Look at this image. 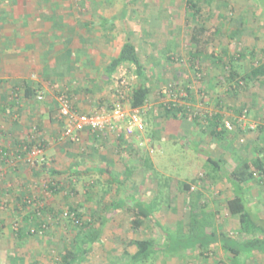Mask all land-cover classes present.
Masks as SVG:
<instances>
[{
  "label": "crops",
  "instance_id": "1",
  "mask_svg": "<svg viewBox=\"0 0 264 264\" xmlns=\"http://www.w3.org/2000/svg\"><path fill=\"white\" fill-rule=\"evenodd\" d=\"M119 4L111 12L107 9V6L111 7L107 0H0V255L9 247L25 254L58 247L67 236L64 226L69 221L63 219L61 213L67 208H74L87 222L97 223L98 226L101 222L105 223L100 239L109 236L105 230H111L110 237L115 242L113 249L116 246L125 249L119 262L126 264L128 259L124 258V253L134 254L137 251L134 245L127 244L141 239L133 236L138 232L132 225L135 205H146L159 193V182H155L152 185L154 194L151 192V196H146L149 187L142 169L150 161L156 168L154 155L156 151L163 152L164 142L183 143L185 138L179 139L180 132H186V138L193 140V148H199L201 153L203 139L197 134L196 127H202L208 121L212 133L210 120L215 117L200 113L201 105L189 103L184 107L182 105L181 113L176 110L170 113L166 111L169 108H164L153 97L154 109L148 108L150 111L147 113L148 105L143 107L147 123L144 134L135 132L127 135L121 123L120 129H108L101 134L83 131L78 140L63 136L65 123L57 95L65 94L74 109L82 113L104 109L111 111L120 100L115 94L118 89L116 74L108 73L109 65L119 57L127 42L136 46L142 60L138 45L128 35L115 33L114 25L125 19L124 5ZM188 21L193 28L194 22L189 18ZM112 27L114 30L111 32ZM190 55L197 64L196 70H199L201 60L211 59L196 54L199 57L194 60L192 53ZM238 56L244 57L241 54ZM163 58L157 57L152 64L162 67ZM213 59L215 64L221 62L227 72L232 67L225 63L226 53L222 54V59L216 55ZM142 64L144 77H134L145 83L152 77L143 60ZM256 64L253 67L256 68ZM133 68L136 71L135 66ZM247 74L252 75L251 80H254L259 75L264 77V69L247 71ZM230 75L223 82L240 91L237 87L240 83H234L235 79L229 80ZM235 77L239 79L237 74ZM120 88L125 98L129 96L131 89ZM38 95H43V99H38ZM163 104L166 106V103ZM6 112H9V118H6ZM235 113L238 111L234 109L231 114L220 115V123L226 120L236 123L239 116ZM164 132L168 135L165 136ZM222 134L217 138H222L225 150L222 148V156L214 159L222 164V175L224 167L234 164L235 168L232 166L226 173L227 180H222V198L207 200L205 209H201L200 199L192 195L188 221L190 223L192 217L203 221L209 216L214 219V228L218 233H225L234 243L242 244L250 236L243 232L239 215L232 216L228 209V201L236 193V186L234 188L235 184L228 175L245 162L257 158L264 161L263 154H259L260 151L264 153V139L257 136L252 142L249 150L257 146L259 149L254 150L256 153L248 161L237 150V147L242 148L236 144L237 137L225 136L227 133L224 131ZM30 142L43 146L44 164L31 166L24 160L28 151L25 148ZM247 147L250 148V145ZM209 155L203 158L208 161ZM119 162H123V168ZM178 181L177 184L182 185ZM191 182L193 180L184 184ZM180 188L184 205L185 196L191 194V188ZM243 188L248 208L258 221L264 220V176L244 183ZM154 215L158 218L159 213L154 211ZM140 219L147 220L142 216ZM189 233L188 224V232L183 234ZM62 247L66 248L64 244ZM129 247H134L133 251L128 250ZM214 249L221 251L232 264H264V252L260 250L244 251L234 256L220 243L211 244L209 250L197 245L184 253L202 254ZM10 264L26 262L17 255Z\"/></svg>",
  "mask_w": 264,
  "mask_h": 264
},
{
  "label": "rangeland",
  "instance_id": "2",
  "mask_svg": "<svg viewBox=\"0 0 264 264\" xmlns=\"http://www.w3.org/2000/svg\"><path fill=\"white\" fill-rule=\"evenodd\" d=\"M107 1L111 6H107V9L111 12L118 7L119 3L124 5L125 19L114 25V27L116 26L115 33L122 32L128 35L130 40L138 45L139 54L152 77L151 80L142 83L134 77L136 74L133 66L126 65L120 68L115 79L116 87H118V89L115 88L118 90L115 93L117 99L120 98L121 81H125L124 86L131 89L127 99H131L132 90L141 84L147 85L151 89L149 96L151 99L149 98L146 103L148 105L146 111L150 107L152 110L154 109L153 97L155 100L158 99L164 108H168L169 101L175 99V102H171V104H176L174 107L176 111L182 109V105L184 107L189 103L201 105L202 112L200 113H205L210 118L225 113L231 114L235 109L236 112L238 111L235 113L239 116L238 121L235 123L232 120H226L224 123H220V131L227 133L225 136L237 137L235 138L236 144L242 147H237V150L242 153V157H246V160L252 159L254 150L259 149L257 146L254 150H249L252 147V142L257 136L264 139V77L259 75L254 80H246L247 83L244 82L240 91L231 89L230 85L223 81L232 70L238 73L240 79L247 71L256 72L257 70L258 72V70L264 69V0H195L199 2L202 9L199 23L220 29L215 55L222 59V54H227L225 63L232 66L228 72L221 62L219 65L216 62V65L213 58L198 61L199 70L195 69L197 64H194L190 55L192 26L188 21V0H129L128 3L126 0ZM112 29L114 30V28H111V32ZM239 54L244 57L240 58ZM161 55L164 57L163 66L152 64L157 57H162ZM253 64H256V68L253 67ZM177 75L178 77H176ZM239 79H235L234 83H237ZM170 86H173V94L176 95V98H170L163 93ZM159 87H162L159 89L160 91L154 90ZM163 103H166L167 107ZM6 115V118L10 117L9 112H6ZM225 122H230L233 125L232 131L226 129ZM196 132L203 139L202 153L199 148H193V140L191 137H189L191 139L186 138V132H180L179 139L185 138L183 143L164 142L163 152L156 151L154 155L153 163L156 168L152 167L150 161L142 169V175H145L146 185L149 187L146 196H151V192L154 194L152 185L159 182V193H157L156 199L147 203L152 210L159 213V216L156 217L158 223H154L153 219L144 221V229L138 230L133 236L155 239L158 249L164 248L169 243L173 247L183 248L177 253L176 251L159 250V254L155 253L148 264H232L217 249L202 254L184 253L188 249L186 245L189 238L185 237V241L179 242L172 240L169 236L178 235L179 228H183L182 233L184 234L188 232L189 204L194 198L192 195L200 199L199 201L203 205L201 209H205L207 200L222 198V180L225 182L227 180L226 173H229L232 166L235 168L234 164L224 167L223 176L222 167L214 170V166L203 158L209 154H212L213 156H209L213 158L222 156V148L225 150L222 138L218 139L210 133L208 121L203 123L202 127H196ZM187 133L192 135L190 132ZM164 135L168 134L164 132ZM160 145L162 144L160 143ZM247 145H250V148H246ZM259 154L264 156L262 151ZM44 161H46L45 155ZM40 164L42 163L40 162ZM119 164H122L121 168H123V162H119ZM178 180L180 183L193 180L188 184L191 194L188 197L185 196L184 205L182 204L184 195L178 189L181 186L177 184ZM65 212H69V209H65L61 216L63 219L69 220L65 216ZM212 219L207 216L206 220L209 223L200 221L198 228L203 230L207 224L210 226V223L211 227H214L215 222ZM82 221L83 223L87 222L83 218ZM65 224L64 231L67 236L61 240L60 245L62 247L64 244L66 248L75 249L76 241L81 238L78 237L80 229L70 220ZM105 232H108L109 236L101 238L94 245L85 246L89 251L79 255L76 264H123L119 260L123 257L122 252L125 249L122 246H116V249H113L115 242H112L113 239L110 237L111 230L108 229ZM60 245L28 254L9 247L8 250L1 253L0 264L2 262L10 264L12 258L17 255L21 259L24 258L26 264H63L61 258L66 253V248H60ZM127 249L133 251L134 247ZM240 258L243 259L244 256L241 255Z\"/></svg>",
  "mask_w": 264,
  "mask_h": 264
},
{
  "label": "trees",
  "instance_id": "3",
  "mask_svg": "<svg viewBox=\"0 0 264 264\" xmlns=\"http://www.w3.org/2000/svg\"><path fill=\"white\" fill-rule=\"evenodd\" d=\"M187 4L189 19L191 18V20L194 21L193 24H195L192 28L191 35V53L193 59L197 60L199 57L197 56L198 54H201V57L203 56L207 59L213 58L216 54V41L217 36L220 34V29L215 26L208 27L205 24L199 23L202 14V9L199 5V2L195 0H188ZM127 64L135 66L136 76H138L140 79L144 77V66L142 64V60L137 53L136 46L129 42H127L123 46L119 57L113 60V62L109 65L108 73H110V75L116 74L117 70L121 66ZM236 74L238 75V73L232 71L229 80L236 79ZM251 79L252 75L247 74L241 76L238 80V82L240 83V85H237L238 89L243 88L244 82ZM150 93L151 89L144 84H141L133 89V92L131 93V106L133 108L144 107L148 101ZM172 110L175 109L173 108ZM172 110L167 109L166 111L172 113ZM177 111H181V109H178ZM221 121L222 117L220 115L210 120V126H212L213 128L212 134L214 135V137L223 135L222 131L218 130ZM35 146L39 145L36 144V142H30L29 144H27V148L30 150ZM208 161L214 166L216 170L221 167L219 160H215L214 158L209 157ZM262 175L264 176V161L261 158H257L253 161L241 164L236 171L232 172L229 175L233 185L235 184L234 188L236 186V193L234 197L228 201V209L232 216L239 215L243 224V232L250 236L249 240L242 244H236L234 243V240L229 237V235L225 233H218L214 227H211V223L210 226L209 224H207V226H205L203 230H200L198 228V222L200 221H197V219H195L194 217H192V220L189 223V234L184 235L182 233L183 228H179L178 236L175 237L174 235H169L170 238L172 240L174 239V241L182 242L185 241V237H188L189 240L188 244L186 245L188 249L195 248L198 245L203 250H209L211 244L220 243V245L224 249H226L228 252H231L234 256H237L244 251L251 250H260L264 252V220H257L255 214L248 208L245 197L243 196V184L248 181L254 180L257 177L258 179H260ZM260 181L263 180L261 179ZM181 186L183 188H190L188 183L184 184V182ZM69 212L74 213L79 220L78 225L71 218H69V220L80 229L79 234L82 235L80 236L82 237V239L81 241H78V243H75V249L66 248V253L62 255L61 260L63 264H76L77 260L79 259V255L88 253L89 250L85 248V246L94 245L95 243L100 241V237L102 235V227L105 223L101 222L99 226L97 223L92 222L83 223L81 215L78 214L74 208L69 209ZM133 213L134 217L132 220V225L134 230H139L143 227L144 221L140 219L141 216L145 219H153L154 223H158L156 221V216L154 215V210H152V208H150L147 204H136ZM201 222L209 223V221H207L206 219ZM156 243V240L149 238H141L139 240L129 242L127 245H134L137 248V251L134 254H130L127 252L124 253V258L126 257L128 259V262H126V264H148L155 253L159 254V250L166 252L176 251L177 253L180 249H183L180 246L173 247L172 245H170V243L164 248L158 249Z\"/></svg>",
  "mask_w": 264,
  "mask_h": 264
},
{
  "label": "built area",
  "instance_id": "4",
  "mask_svg": "<svg viewBox=\"0 0 264 264\" xmlns=\"http://www.w3.org/2000/svg\"><path fill=\"white\" fill-rule=\"evenodd\" d=\"M125 81H121V86H124ZM173 86H170L169 89L163 91L164 94H167L170 98H176V95L173 94ZM120 101L108 111L106 109L102 111H96L91 113H82L74 109L70 100L65 94L59 95L57 98L60 104V113L61 117L65 123V130L63 132L64 137H70L72 140H78L79 135L83 131H90L92 133H104L106 130L111 129H120L119 126L121 123L125 126L124 132L127 135H133L135 132L144 134L146 132L147 123L144 119L145 109L133 108L131 106V99H127L123 96V92L119 90ZM40 100L43 99L42 95L38 97ZM175 99L169 101V109H173L176 104ZM227 130L232 131L233 125L230 122H225ZM27 156L25 161L28 162L31 166H36L44 161V148L42 145L35 146L33 149H27ZM19 158H24L18 156ZM65 216L71 218L76 224L79 225V220L74 213L65 212ZM81 224V223H80Z\"/></svg>",
  "mask_w": 264,
  "mask_h": 264
}]
</instances>
